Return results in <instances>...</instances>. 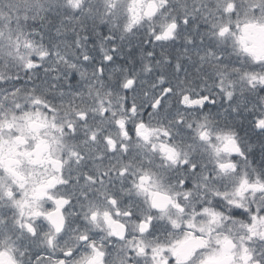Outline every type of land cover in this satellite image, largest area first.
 I'll return each instance as SVG.
<instances>
[{
  "label": "snow or ice",
  "instance_id": "6c2138e0",
  "mask_svg": "<svg viewBox=\"0 0 264 264\" xmlns=\"http://www.w3.org/2000/svg\"><path fill=\"white\" fill-rule=\"evenodd\" d=\"M0 264H264V0H0Z\"/></svg>",
  "mask_w": 264,
  "mask_h": 264
},
{
  "label": "trees",
  "instance_id": "16d2710c",
  "mask_svg": "<svg viewBox=\"0 0 264 264\" xmlns=\"http://www.w3.org/2000/svg\"><path fill=\"white\" fill-rule=\"evenodd\" d=\"M42 71V70H41Z\"/></svg>",
  "mask_w": 264,
  "mask_h": 264
}]
</instances>
